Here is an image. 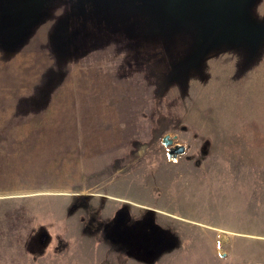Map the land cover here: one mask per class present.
Here are the masks:
<instances>
[{"label": "rangeland", "instance_id": "obj_1", "mask_svg": "<svg viewBox=\"0 0 264 264\" xmlns=\"http://www.w3.org/2000/svg\"><path fill=\"white\" fill-rule=\"evenodd\" d=\"M36 2L0 48V264H264V0Z\"/></svg>", "mask_w": 264, "mask_h": 264}, {"label": "trees", "instance_id": "obj_2", "mask_svg": "<svg viewBox=\"0 0 264 264\" xmlns=\"http://www.w3.org/2000/svg\"><path fill=\"white\" fill-rule=\"evenodd\" d=\"M8 1L0 0V48L6 50L22 42L24 36L34 27V24L42 19L41 4L36 0H15L16 4H13V6L8 4ZM84 1L80 0L78 7H75V9L82 11V15L89 16ZM109 10L111 9L108 8L107 12ZM116 11L119 12L118 9ZM96 15L99 14H95V19L98 18ZM136 29L135 25L131 24L128 32L130 34L136 33ZM129 37L132 38V36ZM55 40L59 41L60 39L55 37ZM4 165L5 155L0 154V173H2Z\"/></svg>", "mask_w": 264, "mask_h": 264}, {"label": "water", "instance_id": "obj_3", "mask_svg": "<svg viewBox=\"0 0 264 264\" xmlns=\"http://www.w3.org/2000/svg\"><path fill=\"white\" fill-rule=\"evenodd\" d=\"M173 139L169 135H164L162 137V144L168 147L167 155L169 158H175L176 155L184 152V145L173 144Z\"/></svg>", "mask_w": 264, "mask_h": 264}]
</instances>
